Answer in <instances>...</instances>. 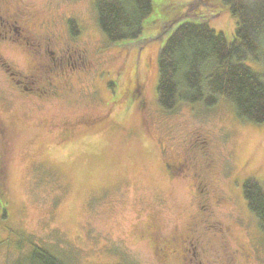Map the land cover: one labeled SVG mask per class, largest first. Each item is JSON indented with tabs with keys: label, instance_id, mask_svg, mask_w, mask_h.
Returning <instances> with one entry per match:
<instances>
[{
	"label": "rangeland",
	"instance_id": "374dc122",
	"mask_svg": "<svg viewBox=\"0 0 264 264\" xmlns=\"http://www.w3.org/2000/svg\"><path fill=\"white\" fill-rule=\"evenodd\" d=\"M14 1L39 20L49 14L74 18L81 30L73 42L81 80L64 99L44 103L11 91L0 72V264H27L34 245L64 264H178L176 254L157 249L155 234L162 240L183 234L203 204L192 187L197 169L219 198L228 197L219 208L209 204L215 216L207 223L198 217L219 247L206 254L198 249L200 264H224L229 253L234 264H264V241L242 195L248 177L264 188V124L238 119L224 98L210 108L180 103L165 112L156 96L158 53L182 22L207 20L233 42L235 19L222 1L199 0L183 20L188 4L198 0H153L141 34L112 43L98 27L96 0ZM1 50L9 68L26 73L22 51ZM245 65L264 80V60ZM133 79L143 96L136 106ZM105 113L101 127L89 128V118ZM201 147L192 171L167 176L165 164ZM208 160L213 168L206 171ZM225 226L227 239L218 236Z\"/></svg>",
	"mask_w": 264,
	"mask_h": 264
},
{
	"label": "trees",
	"instance_id": "16d2710c",
	"mask_svg": "<svg viewBox=\"0 0 264 264\" xmlns=\"http://www.w3.org/2000/svg\"><path fill=\"white\" fill-rule=\"evenodd\" d=\"M221 1L235 19L233 42L212 30L207 20L182 22L158 53L157 102L163 111L172 112L180 103L200 102L210 108L224 98L238 119L262 125L264 80L245 62L264 60V0ZM200 4L199 0L189 3L178 19L192 17ZM152 6L153 0L94 2L98 27L111 43L136 39ZM215 16L211 14L208 19ZM242 195L264 241V188L256 178L248 177L242 183ZM0 199H5L1 181ZM26 258L27 264H64L35 245Z\"/></svg>",
	"mask_w": 264,
	"mask_h": 264
},
{
	"label": "flooded vegetation",
	"instance_id": "af4514ba",
	"mask_svg": "<svg viewBox=\"0 0 264 264\" xmlns=\"http://www.w3.org/2000/svg\"><path fill=\"white\" fill-rule=\"evenodd\" d=\"M26 6L24 4L20 7L14 0H11V3L10 0H0V72L7 76L10 81V90H13L17 95L21 97L35 96L44 103H53V101L64 99L68 93H72L74 82L81 80L76 73V70H80L76 65L82 60L73 43L78 39L76 37L81 34V30L74 18L63 14H49L46 16L47 19L39 20L38 15ZM3 47L6 50H20L27 56L29 64L26 73L17 72L16 69L9 68L4 63L1 55ZM137 82L138 79H133L131 86V90L135 92L136 96L135 106L142 104L143 101L141 86ZM92 91V94L97 93L96 90ZM84 96L89 97L82 91L81 97ZM106 114L89 118V128L101 127L105 122ZM203 149L204 147L192 148L190 149L192 153L187 156L189 158L186 160L178 159L173 165L165 164L167 176L174 179L183 173L192 171V160L202 158ZM201 164L204 166L202 162ZM205 164L203 170L209 171L213 168V161L208 160ZM205 174L204 171L201 175L198 169L191 174L197 182L192 184L198 194L194 190L195 199H198L197 203L201 201L203 204L201 207L199 206L200 210L196 209L188 219L184 226V233H172L169 236L170 240L158 239L159 235L155 234V238L158 240L157 249L161 252L168 251L176 254L174 256L178 264H200L197 259L198 249H201L202 254H206L208 249L217 247V243L208 235L207 227L201 226V223L204 222L198 217L201 216L207 223L210 218L215 216L209 204L213 203L219 208L221 201L228 200V197L222 193L224 195L219 196L223 197L219 198L214 190L210 189L211 185L205 180ZM220 229L218 236L227 239L230 235L228 226ZM211 233L215 234V232ZM216 235L211 236L217 241ZM223 247L230 248L227 245ZM222 258L224 264H234L235 254L229 253Z\"/></svg>",
	"mask_w": 264,
	"mask_h": 264
}]
</instances>
